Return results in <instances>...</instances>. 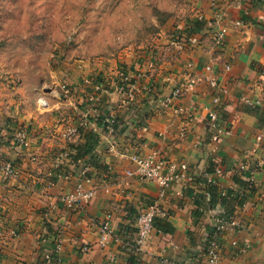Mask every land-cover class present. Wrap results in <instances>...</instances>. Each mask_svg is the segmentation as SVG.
Returning <instances> with one entry per match:
<instances>
[{
  "label": "crops",
  "instance_id": "crops-1",
  "mask_svg": "<svg viewBox=\"0 0 264 264\" xmlns=\"http://www.w3.org/2000/svg\"><path fill=\"white\" fill-rule=\"evenodd\" d=\"M196 8L192 17L176 26L187 33L186 24L203 15L193 48L188 43L182 50L171 46L172 29L152 48H125L108 62H66L53 69L47 91L40 87L44 78L21 76L14 81L8 63L0 62V155L18 168V176L8 180L0 172V264H45L47 253L62 264H135L130 218L157 198L155 183L124 175L125 169L133 168L128 156L138 151L185 160L194 177L186 187L175 184L167 190L162 201L167 215L154 223L161 220L168 226L162 230L154 224L144 246L142 259L147 264L163 260L188 264L194 256L210 227V209L217 203L211 207L204 194V174L216 167L222 171L216 177L217 188L229 194L221 200L223 210L236 221V230L223 235L219 262L264 264V0H217L220 21L208 0H198ZM220 25H227L228 34L217 48L211 36ZM207 64L226 91L216 111L229 132L218 136L207 123L212 103L203 79L181 100L191 117L170 110L160 113L154 107L178 81L206 75ZM120 67L144 71L142 85L150 91L138 93L131 107L120 102L117 92H101L102 110L117 119L116 134L96 127L90 139L75 135L65 140L62 133L76 124L79 110H87L88 121L95 120L87 100L90 88L83 79L111 81ZM65 77L72 88L68 94L58 89ZM40 97L48 104L44 109L38 105ZM132 112L141 117L144 130L131 126ZM17 128L26 132L28 147L14 143ZM69 144L78 150L73 161L56 159ZM89 155L99 164L91 166L84 189L95 187V195L83 206L67 210L59 196L74 187L79 166L75 161ZM242 163L245 169L240 171ZM106 212L112 213L111 235L100 245L98 221ZM57 243L60 248L55 250Z\"/></svg>",
  "mask_w": 264,
  "mask_h": 264
},
{
  "label": "built area",
  "instance_id": "built-area-1",
  "mask_svg": "<svg viewBox=\"0 0 264 264\" xmlns=\"http://www.w3.org/2000/svg\"><path fill=\"white\" fill-rule=\"evenodd\" d=\"M211 7L215 9L214 18L220 21L222 19V12L218 11L217 0H208ZM217 8V9H216ZM203 15H196L195 19L186 24L187 33H184L180 28L175 27L172 35L169 39V44L178 49H184V46L188 43L190 47H194L198 44L195 31L197 25L202 22ZM238 24V23H237ZM177 28V29H176ZM228 34L227 25H220L211 36L212 44L219 48L225 43L226 36ZM152 64V62H149ZM228 65H225V70H228ZM206 75L199 77L197 75H188L183 80L178 81L169 94L162 97L155 104V111L163 113L165 111H172L176 114H185L186 117H191L190 112H186L181 104L182 98L187 94L193 93L202 79L206 81L211 92V106L207 109V123L215 129V136L228 133L229 129L220 124L217 116L216 106L220 103L222 94L226 91L218 85L216 75H212V65L207 64L204 67ZM144 71H133L126 67H120L116 73L114 80H102L98 77L83 79V84L90 88V95L87 98L94 107L95 120L88 121L87 110H79V118L75 125L67 127L62 135L65 140H70L72 136L82 135L86 139H90L96 131V127H100L103 132H107L111 135L116 134L117 119L110 114H106L102 110V103L100 99V93L103 91H115L119 94L120 102L126 106L131 107L135 97L142 91H150L148 86L142 85V80L145 77ZM1 82V78H0ZM58 89L64 94H68L72 88L70 84L61 83L58 85ZM38 105L41 109L47 107L45 98L40 97L38 99ZM134 114V122L131 126H139L143 130L146 128L141 120V117ZM264 135V132L262 133ZM14 143L21 147H28L27 134L22 128H17L15 132ZM69 144L64 150L57 154L56 159L73 161L72 151ZM34 159V158H32ZM129 161L133 164V168L124 170L126 177L136 176L141 180L151 181L157 186V198L149 205L138 210L135 215L130 218L132 227L134 228V238L132 243V252L135 257V264H147L142 258L144 254V246L147 240L150 238L154 231V220L156 218H162L167 215V209L162 202L166 196L167 190L175 184H179L182 187H186L194 181L193 175L189 171L188 163L185 160L173 161L168 158H163L157 153L152 152L149 154H143L142 152H134L128 156ZM79 166L75 168L74 178L75 184L72 190L63 193L59 196L60 204L67 210H75L76 208L83 206L87 203L96 192L95 187L91 189H84V182L89 181L88 173L92 165H98L99 162L96 158L89 155L87 159L84 157L75 161ZM96 165V166H97ZM238 170H244L245 164L242 163L238 166ZM0 172L4 180L15 178L18 176V168L16 164L9 159L2 158L0 155ZM222 171L219 167L214 168L212 173L204 174V183L206 185L205 196L209 199L210 194L207 191L209 186H217L216 177L221 175ZM250 180V178H248ZM103 185H105V177L101 179ZM105 191H108L107 187H104ZM217 203L210 209L212 213L211 224L208 228L201 244H199L194 256L189 259L188 264H220V249L223 235L228 231L236 230V221L226 211L223 210L221 200L227 198V191L219 189L217 193ZM111 220L112 213L106 212L103 217L98 221V229L100 232V245H104L108 237L111 235ZM2 237V229L0 227V244ZM236 241H232V245H236ZM60 248V243L55 245V250ZM83 250H87L88 246H83ZM52 257L50 253L44 255L45 264H62L59 259ZM69 264V263H68ZM161 264H176L174 261L163 260Z\"/></svg>",
  "mask_w": 264,
  "mask_h": 264
},
{
  "label": "rangeland",
  "instance_id": "rangeland-1",
  "mask_svg": "<svg viewBox=\"0 0 264 264\" xmlns=\"http://www.w3.org/2000/svg\"><path fill=\"white\" fill-rule=\"evenodd\" d=\"M198 0H0V62L12 79L44 78L66 62H108L152 48L196 12ZM123 50V51H122ZM137 50V49H135ZM61 83H69L68 77Z\"/></svg>",
  "mask_w": 264,
  "mask_h": 264
},
{
  "label": "trees",
  "instance_id": "trees-1",
  "mask_svg": "<svg viewBox=\"0 0 264 264\" xmlns=\"http://www.w3.org/2000/svg\"><path fill=\"white\" fill-rule=\"evenodd\" d=\"M70 150L72 151V155L74 154V153H76V152H78V150H77V148L76 147H74V146H70ZM84 153V152H83ZM84 155V154H83ZM237 179V178H236ZM207 191L209 192V194H210V197H209V205L212 207L214 204H215V202L217 201V193H218V188H217V186H209L208 188H207ZM229 194L227 193V196H228ZM197 199V198H196ZM226 198H223L222 199V202H224V200H225ZM158 223V224H157ZM154 224H157L160 228H162V230H163V226H168V224L166 223V222H163V221H161V220H159L158 222H155Z\"/></svg>",
  "mask_w": 264,
  "mask_h": 264
}]
</instances>
